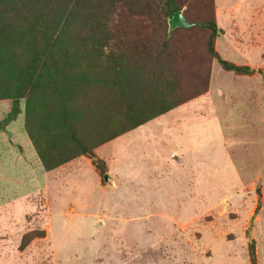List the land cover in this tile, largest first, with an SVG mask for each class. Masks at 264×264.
Masks as SVG:
<instances>
[{"label": "rangeland", "instance_id": "obj_1", "mask_svg": "<svg viewBox=\"0 0 264 264\" xmlns=\"http://www.w3.org/2000/svg\"><path fill=\"white\" fill-rule=\"evenodd\" d=\"M173 4L191 26L168 34L162 0L98 1L52 51L69 63L51 72L68 83L74 138L100 169L46 124L57 111L41 89L2 126L6 48L22 67L26 37L0 14V264H264V0ZM210 20L213 51L248 73L207 53ZM124 99L181 103L101 143L130 124ZM38 153L72 158L49 169Z\"/></svg>", "mask_w": 264, "mask_h": 264}, {"label": "trees", "instance_id": "obj_2", "mask_svg": "<svg viewBox=\"0 0 264 264\" xmlns=\"http://www.w3.org/2000/svg\"><path fill=\"white\" fill-rule=\"evenodd\" d=\"M2 1L4 2L5 7L0 14L3 13L12 17L15 15L16 17L14 18L22 23L21 35L26 37V40L22 39L23 45L25 46V60L22 67H19V64L16 65L17 58L12 51L9 52L11 44H8V47L6 48L5 60H3L2 64L4 66L5 73L1 76L6 78V88L3 87V90H8H6L7 93L4 98L11 99V107L8 115L2 122V126L11 122L17 115L19 99L23 98L25 94H28V92L31 93L37 89H41L43 94L45 93V95H47L46 98L51 99L52 107H54V110L57 111L49 118L48 115L44 117L46 124L52 122L66 129L74 143L75 148L79 150L80 155L90 159L92 165L97 169H100L99 165L102 164L100 160L95 159L94 156L86 151V149L82 147V145H80V143L74 138V131L70 124V117L74 115L73 111H71V109H73V105L67 107L62 90L64 87H67L68 83L64 86L63 80L66 78L61 79L64 77L62 75L60 77L61 80H58L59 82L55 81L51 69H55L57 65L61 63L69 73V63L64 57L65 53L63 54L61 60H59V57L58 60H56L53 58L52 51L62 43L61 38L64 35L66 28H68L69 25L72 26L74 22L82 19L87 11L95 10L94 4L102 0ZM162 2L167 15L176 11L173 0H162ZM203 28L209 31V35L206 40V51L215 59L221 70L225 72H233L235 74H246L249 72L248 68L245 66H235L228 61L220 59L213 51L212 42L217 32L213 21L210 20L204 23ZM116 79L121 83V86L119 87L124 90L120 77H116L115 81ZM129 85L125 87L128 88ZM77 86L79 87V85ZM81 94L86 96V92ZM124 100L126 101V104L124 106L123 115L130 124L124 129H121V131L114 132L108 139H102L101 143L111 140L129 129H134L135 127L141 125L144 121L155 118L181 103V101L169 102L166 105H162L164 103V99H152L147 106L141 107L140 103L133 105L131 99ZM29 102V99L25 100V125L28 136L30 139L34 140L31 135V129L33 130L32 127L35 126V124L40 123H37L36 121L35 124L31 126L32 124L30 123H32V121L30 120L34 117V114L32 115V118H30L31 112ZM46 126L45 130L47 128ZM98 135L100 136L101 134L99 133ZM38 155L43 165L49 169L55 168L72 158V154H68L64 157H60L58 160H55L50 164H45L41 153H38ZM250 260L252 262L250 263L253 264V259Z\"/></svg>", "mask_w": 264, "mask_h": 264}, {"label": "water", "instance_id": "obj_3", "mask_svg": "<svg viewBox=\"0 0 264 264\" xmlns=\"http://www.w3.org/2000/svg\"><path fill=\"white\" fill-rule=\"evenodd\" d=\"M167 23V33L169 34L176 28H188L191 25L186 23L180 11H174L169 14L166 18ZM103 180L107 182L106 175H103Z\"/></svg>", "mask_w": 264, "mask_h": 264}, {"label": "crops", "instance_id": "obj_4", "mask_svg": "<svg viewBox=\"0 0 264 264\" xmlns=\"http://www.w3.org/2000/svg\"><path fill=\"white\" fill-rule=\"evenodd\" d=\"M163 115V114H162ZM173 149V148H172ZM179 149V148H178ZM107 182H109V181H107Z\"/></svg>", "mask_w": 264, "mask_h": 264}]
</instances>
